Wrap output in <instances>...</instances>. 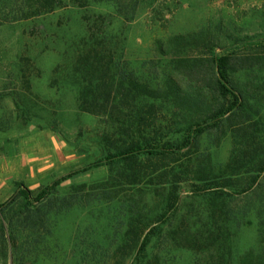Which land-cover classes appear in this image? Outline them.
<instances>
[{"label": "trees", "instance_id": "1", "mask_svg": "<svg viewBox=\"0 0 264 264\" xmlns=\"http://www.w3.org/2000/svg\"><path fill=\"white\" fill-rule=\"evenodd\" d=\"M142 1L72 4L87 9L93 3H113L117 16L131 24ZM64 7V0H21V17L31 20ZM110 18L84 16L88 38L72 66L79 79L78 111L101 122L93 138L99 154L88 167L38 192L18 183L13 197L0 204L3 245L15 246V227L31 232L44 225V205L51 211L117 202L126 206L127 221L114 264H163L148 248L165 237L176 249L197 257L196 264H264V117L232 80L240 73L257 75L260 83L251 85L260 99L252 98L264 100V35L225 48L207 34L171 38L166 49L158 48L168 55L159 82L133 74L124 61L127 28L122 26L119 38L112 33ZM31 63L22 59V80L29 92L35 77ZM18 117L27 118L23 113ZM206 134L215 136L216 147L228 135L232 138L225 165L216 167L211 154H199V140ZM103 166L108 168L104 178L72 185L60 197L65 182ZM188 185L192 194L182 199L180 189ZM254 222L257 244L235 256L238 230Z\"/></svg>", "mask_w": 264, "mask_h": 264}, {"label": "rangeland", "instance_id": "2", "mask_svg": "<svg viewBox=\"0 0 264 264\" xmlns=\"http://www.w3.org/2000/svg\"><path fill=\"white\" fill-rule=\"evenodd\" d=\"M64 1L62 9L24 20L21 0H0V204L13 197L18 183L38 192L88 167L99 154L93 138L101 122L78 111L79 79L72 69L77 49L88 38L85 15H109L112 33L119 38L126 26L125 63L133 74L159 82L168 55L158 48L166 49L171 38L207 34L225 48L236 40L264 35V0H143L131 24L117 16L113 3L80 9L72 0ZM24 58L31 60L30 71L35 75L31 92L22 80ZM232 80L264 117V100L258 104L252 98L260 99L251 85L260 83L259 77L240 73ZM18 113L27 118H19ZM214 137H201L199 154L204 158L211 154L212 163L219 167L228 162L233 141L228 135L216 147ZM107 174L105 166L80 173L61 186L60 197L65 198L72 185L92 183ZM180 192L187 199L192 189L182 186ZM126 210L117 202L51 211L44 205V225L31 232L15 227L14 247L3 245L0 238V264H114L113 254L126 228ZM256 244L254 222L238 230L235 256ZM148 253L158 254L163 264H196L197 260L192 253L173 247L167 237L152 241Z\"/></svg>", "mask_w": 264, "mask_h": 264}]
</instances>
